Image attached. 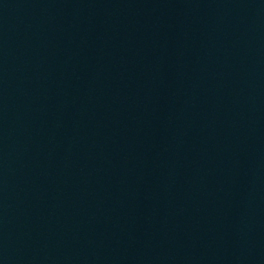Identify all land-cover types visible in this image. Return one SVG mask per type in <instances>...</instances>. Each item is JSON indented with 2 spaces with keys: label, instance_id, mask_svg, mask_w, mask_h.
<instances>
[{
  "label": "water",
  "instance_id": "water-1",
  "mask_svg": "<svg viewBox=\"0 0 264 264\" xmlns=\"http://www.w3.org/2000/svg\"><path fill=\"white\" fill-rule=\"evenodd\" d=\"M256 0H0V264H244Z\"/></svg>",
  "mask_w": 264,
  "mask_h": 264
}]
</instances>
